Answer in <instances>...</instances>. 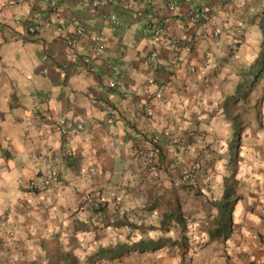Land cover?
<instances>
[{
	"label": "crops",
	"instance_id": "obj_1",
	"mask_svg": "<svg viewBox=\"0 0 264 264\" xmlns=\"http://www.w3.org/2000/svg\"><path fill=\"white\" fill-rule=\"evenodd\" d=\"M255 1L0 0V264H58L61 252L84 264L264 259ZM198 10L208 19L193 22ZM59 118L85 129L64 136ZM145 150L158 157L157 177ZM197 157L216 166L179 182ZM88 195L102 199L100 212L83 207ZM124 232L137 241L113 240ZM117 246L145 250L95 259Z\"/></svg>",
	"mask_w": 264,
	"mask_h": 264
},
{
	"label": "built area",
	"instance_id": "obj_2",
	"mask_svg": "<svg viewBox=\"0 0 264 264\" xmlns=\"http://www.w3.org/2000/svg\"><path fill=\"white\" fill-rule=\"evenodd\" d=\"M108 1L109 0H91L90 3H91V6L93 8H98L102 5L108 4ZM147 3H149V1ZM171 5H172V7H174L175 3H172ZM190 19L193 22H196V21L199 22L202 20H207L208 19L207 11L206 10H198L190 16ZM37 30H38V28H36V27H31L29 29L31 34L35 33ZM76 32L79 36L84 34V30L82 28H80L79 26L76 27ZM157 33L160 34L161 30H159ZM99 39L100 38H97V41H99ZM155 58H156L155 54L151 56L152 61ZM147 113L150 115V112H147ZM56 128H57L58 132L64 136H74L75 134L80 133V132L84 131V129H85L83 125H81V124L76 125L73 122H70V121L65 120L63 118H59L56 121ZM152 142L154 144L158 143L157 139L152 140ZM140 156H141L143 162L145 163V165L147 166V168L149 169L150 173L153 176L157 177L159 174V163H158V157H157L156 153L152 150H145V151L140 152ZM199 174H200L199 166L192 164L189 167V170L187 172H185L184 180L186 182H194L198 178ZM54 180H56V179L52 175L47 176L42 181L34 180V181L29 183L28 189L31 191L40 190L44 184H46L47 182L49 183L50 181H54ZM82 202H83V207L90 208V209L94 210L95 212H100L103 208V201L101 198H99L97 196L88 195V196L84 197ZM258 264H264V259L260 260L258 262Z\"/></svg>",
	"mask_w": 264,
	"mask_h": 264
},
{
	"label": "rangeland",
	"instance_id": "obj_3",
	"mask_svg": "<svg viewBox=\"0 0 264 264\" xmlns=\"http://www.w3.org/2000/svg\"><path fill=\"white\" fill-rule=\"evenodd\" d=\"M261 1L264 2V0L255 1L254 2L256 4L255 6L258 7L260 5ZM258 104H259V101H258ZM211 148L212 147H210V146L208 147V145H206V147L203 148V151L212 150ZM216 161H217V159L216 158H212V157H209L207 159H201L200 157H197L196 159L191 160L188 163V165L184 164L185 167L181 171V173H183V175L181 174L179 176V179H180L179 182H182V183L186 182L184 180V174H185V172H187L189 170V167L192 164L198 165L200 173H201L204 167L212 168V167L216 166ZM198 178L195 181L199 180ZM128 238H129V240L137 241V233L136 232H124L122 234L116 233V235H115L113 240H115V241L128 240ZM101 264H105V263H101ZM106 264H141V262H138V259H134L133 256H127V258H125L123 261L120 260V261H117L115 263H113L112 261H108V263H106Z\"/></svg>",
	"mask_w": 264,
	"mask_h": 264
},
{
	"label": "trees",
	"instance_id": "obj_4",
	"mask_svg": "<svg viewBox=\"0 0 264 264\" xmlns=\"http://www.w3.org/2000/svg\"><path fill=\"white\" fill-rule=\"evenodd\" d=\"M260 20H259V25H260V29L263 32V36H264V9L261 12L260 16H259ZM230 206V203H227L224 205V211L228 210ZM126 249L129 251V249H131V251H143L145 250L144 246L141 247H136V246H129V247H125V249H123V246H117V248L113 251H101L99 252L96 256L95 259L101 260L105 258V255H111L113 257H119L123 254L126 253ZM57 263L58 264H84L77 256L71 254V253H60L57 257Z\"/></svg>",
	"mask_w": 264,
	"mask_h": 264
}]
</instances>
